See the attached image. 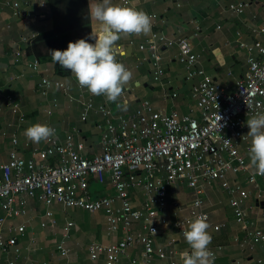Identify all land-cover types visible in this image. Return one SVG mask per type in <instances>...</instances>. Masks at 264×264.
Here are the masks:
<instances>
[{"label": "crops", "instance_id": "crops-1", "mask_svg": "<svg viewBox=\"0 0 264 264\" xmlns=\"http://www.w3.org/2000/svg\"><path fill=\"white\" fill-rule=\"evenodd\" d=\"M127 2L126 5L143 9L150 15L152 29L147 34L122 33L116 41V59L131 70L132 76L124 85L123 94L117 100L109 101L104 95L92 94L80 86L69 69L52 60L49 51L64 49L68 41L97 32L99 22L89 16L88 0H0V164L7 162L13 147L25 159H32L37 164L54 162L56 156L40 154V150L49 146L50 136L33 142L23 135V129L34 122L51 125L55 129L51 136L59 142H64L70 135L74 141L82 142L88 157L99 154L102 116L96 109L100 105L108 106L115 113L129 114L141 100H147L155 110L175 111L179 115L188 113L201 120L191 94V86L201 77H187L188 70L179 61L176 40L189 39L197 58L196 65L228 93L236 90V81L247 71L249 48L256 41L264 43V0ZM237 2L245 4L239 14L228 9ZM13 3H18V7ZM154 33L164 35L171 44L158 43L154 50L145 45L141 49L140 45L146 44ZM17 51H20L19 56ZM153 51L160 56L159 65L163 69L157 81L152 79L150 55ZM252 53L257 55L254 49ZM35 59L39 62L37 71L27 65ZM41 78L58 81L62 87L51 86L42 94ZM6 98L15 106L8 105ZM87 102L91 107L85 109ZM83 112L85 120L81 119ZM246 120H243V130L247 139L238 140L236 145L246 159L247 170L226 175L230 184L239 185L249 193L240 205L245 211V224L235 220L230 205L232 196L221 188L219 180L201 181V210L209 216L207 231L212 239L208 247L214 252L213 264H264L262 245L239 246L249 232L254 229L264 231V196L257 200L256 188L246 181L247 175L253 174L264 193V175L256 173L250 163ZM89 188L92 197L113 192L93 178L89 180ZM131 194L135 205L144 198L141 190ZM193 198L186 180L168 186L166 209L158 216L159 232L153 244L155 248L162 247L167 256L163 259L154 256L152 264H182L180 253L189 245L173 223L183 221L186 227L192 218L188 210ZM18 199L24 201L22 214H6L0 208V218L4 219L0 235L16 241V252L13 248L7 253L0 252V264H104L102 254L97 260L89 257L91 244H109L115 239L106 233L102 210L65 208L58 202L47 207L26 195L18 196ZM15 206L20 207L19 204ZM46 210H50V216L45 215ZM68 220L73 226L64 240L66 252L63 254L58 251L57 244ZM213 224L221 227L215 231ZM20 225L24 226L22 232L16 230ZM134 228H140L138 222ZM140 250L137 246L128 250V255L137 256ZM117 264H128V258L121 257Z\"/></svg>", "mask_w": 264, "mask_h": 264}, {"label": "built area", "instance_id": "built-area-1", "mask_svg": "<svg viewBox=\"0 0 264 264\" xmlns=\"http://www.w3.org/2000/svg\"><path fill=\"white\" fill-rule=\"evenodd\" d=\"M122 2L128 3L127 0ZM13 6L18 7V3ZM244 6L243 2H237L228 9L239 14ZM21 15L27 17L25 13ZM158 43L171 44V41L154 33L140 48L147 45L154 50ZM175 43L179 61L188 70L187 77H201L191 86L201 120L188 113L179 115L175 111L155 110L147 100H141L129 114L115 113L108 106L100 105L96 111L102 116L101 152L88 157L84 154V144L74 141L71 135L64 142L50 136L47 140L49 146L40 150V154L56 156V159L51 164H37L32 159H25L13 147L7 162L0 164V208L6 214L20 215L24 201L18 196L26 195L47 207L58 202L65 208L102 210L106 233L115 239L109 244H91L89 257L97 260L102 254L104 264H117L121 257H127L128 264H152L154 256L160 259L167 256L162 247L155 248L153 244L159 232L158 216L166 209L167 188L178 180H186L193 192L188 210L191 217L202 215L208 222V214L201 210V181L219 180L221 188L232 196L230 205L235 220L245 224V211L240 205L249 193L239 185L230 184L226 175L247 170L246 159L239 153L236 143L247 139L243 130L244 118L264 111V43L256 41L249 48L247 71L236 81V90L231 93L196 65L197 58L187 37L179 38ZM253 49L257 55L252 53ZM16 55L19 56L20 51ZM159 62L160 56L153 51L150 63L155 81L163 74ZM27 65L37 71L39 62L35 59ZM51 86L62 87V84L41 78L42 94ZM5 100L8 105L15 106L9 98ZM90 107L91 103L87 102L85 109ZM81 119H86L84 112ZM90 178L113 192L92 197ZM246 181L256 188L255 197L260 200L264 193L255 176L248 174ZM134 190H141L144 195L137 205L131 199ZM45 215L50 216V210H46ZM135 222L139 223V229L134 228ZM3 223L4 219L0 218V229ZM184 224L183 221L173 223L181 235ZM72 226V221L65 222L62 238L57 244L58 251L63 254L66 252L64 240ZM220 227L219 224L212 225L215 231ZM16 230L22 232L24 226L20 225ZM15 242V238L6 239L0 235V252L7 253L12 248L16 252ZM255 244L264 248L263 230L254 229L239 242L240 247L247 248ZM137 246L141 247L140 253L128 255V250Z\"/></svg>", "mask_w": 264, "mask_h": 264}, {"label": "clouds", "instance_id": "clouds-1", "mask_svg": "<svg viewBox=\"0 0 264 264\" xmlns=\"http://www.w3.org/2000/svg\"><path fill=\"white\" fill-rule=\"evenodd\" d=\"M88 12L99 22L97 32L68 41L64 49L49 51L52 60L69 69L80 86L115 101L132 76L131 70L116 59V41L122 33L151 32V17L143 9L125 5L120 0H88ZM246 124V135L250 137V163L256 173L264 175V111L248 116ZM54 132L51 125L41 122L30 123L23 129V135L33 142L46 139ZM207 229V221L202 215L187 221L182 235L189 248L180 253L182 264H213L214 253L208 247L212 237Z\"/></svg>", "mask_w": 264, "mask_h": 264}]
</instances>
